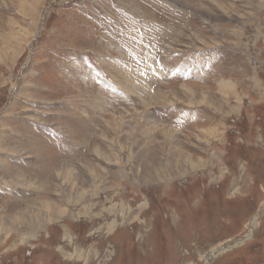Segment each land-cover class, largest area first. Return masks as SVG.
<instances>
[{"label":"rangeland","instance_id":"obj_1","mask_svg":"<svg viewBox=\"0 0 264 264\" xmlns=\"http://www.w3.org/2000/svg\"><path fill=\"white\" fill-rule=\"evenodd\" d=\"M0 264H264V0H0Z\"/></svg>","mask_w":264,"mask_h":264},{"label":"bare ground","instance_id":"obj_2","mask_svg":"<svg viewBox=\"0 0 264 264\" xmlns=\"http://www.w3.org/2000/svg\"><path fill=\"white\" fill-rule=\"evenodd\" d=\"M227 85V84H226ZM228 89V88H227ZM217 254V253H216Z\"/></svg>","mask_w":264,"mask_h":264}]
</instances>
